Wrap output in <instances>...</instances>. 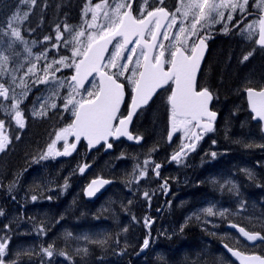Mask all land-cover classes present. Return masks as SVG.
Returning a JSON list of instances; mask_svg holds the SVG:
<instances>
[{
	"label": "flooded vegetation",
	"instance_id": "obj_1",
	"mask_svg": "<svg viewBox=\"0 0 264 264\" xmlns=\"http://www.w3.org/2000/svg\"><path fill=\"white\" fill-rule=\"evenodd\" d=\"M139 1L140 0H123V4L125 5L129 3L132 4V8L134 10L132 14L137 19L142 18L138 4ZM169 2L170 1L163 0L162 4H154L150 8H146L143 14L146 15L147 11H152L157 7H164L169 13H175L176 5L173 3L170 4ZM68 3L56 4L54 3V1H50L48 2L50 6L49 11L52 14L54 12V15H56V10L61 11L62 14H65V10L69 13V19H81V10L83 7L82 4L76 3L73 9L64 8L63 6L69 5ZM52 4L55 8H57L55 9ZM105 8L106 7H103L102 12L105 11ZM125 9H127V11L129 10L127 7H124L120 9V13H124ZM162 20H164V22L162 24V27L159 29L161 35H159L157 38V47L154 48L152 57L158 54V52L160 51L159 44L162 42L165 46V49H168V51L165 52V57L170 58L169 51L175 50L172 45L175 42L173 39L176 34L177 28L175 24L172 28H168L167 25L171 21L169 19ZM205 30L212 33V31L208 28H205ZM164 32L168 33V40L163 39ZM99 33L96 35H99ZM200 38L203 37L200 33H198L195 43L189 42L186 46L190 48L193 44H197ZM121 39L122 38L118 37L114 41L111 49L109 50V53L112 51V48H114L115 43H117ZM144 39L147 41L151 40V36L147 30L145 31ZM169 42H171V44H169ZM205 44L207 47V51L197 77L196 90L199 91L201 88H208V90L212 93L213 99L210 104V109L217 114L215 120L213 121V131L202 132L200 128L194 126V122L193 125L189 126H184L177 123L176 130L173 131L174 125L171 115V105L168 102V97L171 94L173 82L169 81L168 85L162 87L147 105L140 107L137 110L131 122L129 132L132 136L134 135L133 137H141V142H138L135 139L129 140L126 136H120L109 138L106 143H103L101 145L99 144L97 147H100L97 149H90L84 138H81L78 143H75V137L73 135H69L68 138L69 140H71L69 145H65L63 149H60L62 147L61 143L55 144L54 146V150H62L60 151L61 153H64L65 149L67 148L68 154L49 157L55 162L54 166L62 165L69 170H73L75 177H77V181L84 187L91 179L94 178L92 169L95 165L89 162L88 159L93 153L98 150H100L101 153L100 157L107 160L108 162L106 164L111 165L113 168H118L121 164L123 167L129 165L130 160L133 157L137 158V163H140L142 161V156H149V165H153L155 169V178L152 183L156 184L158 187L164 188V191L162 194H160L159 198L156 201L155 198H151L150 200L146 198L140 206H132L129 211L132 213L131 215L145 216L147 221H150V223H147L145 225V236L147 239H149L148 247L152 249L153 252H155L154 254H152V256L154 258L160 259L167 258L169 252L167 250L169 248L168 246H170L171 248H176V251L178 253L182 248L188 246H197V244H195L194 242H188L187 236L184 237L185 233L191 234L190 231L185 233L182 232L183 225L186 223V221L189 222L191 219L199 221L195 215L189 217L188 213L189 210H192L194 206L200 205V201H202L203 199H225L226 201L231 202L230 197L233 198L234 196L240 194L239 200L241 203H244L242 193H245V199L247 200L248 192L254 190L257 198V200L255 201L257 211L255 213L258 218V224L254 226L252 224V218H250L249 215H247L246 217L248 219V222H246L244 217H242V215L245 216V214L249 211L254 212L252 208L249 207V209H245L246 206H236V208L240 210V213L233 216L231 219L229 217V220H227L223 225L224 229H226L227 232L231 234L235 241L241 242V245H234L231 239L221 238L216 234L214 238H208L205 244H203L204 236L201 232L195 231L198 234L195 233L193 235V238H198L197 241H194H196L198 245L202 246V249H204L205 257L210 261V264H215V262L218 263V259L220 260L224 256L228 258L231 264H238L229 256L226 248L224 247L225 244L228 245V248L238 250L244 254L264 257V240L258 239L255 241V243H250L238 233V230L236 228H233L231 226L238 225L239 227H243L246 231H249L251 233L259 232L262 236H264V148H262V150L260 151L258 150V146L262 145L259 140H264V131L262 123L260 121H255L254 119H252L253 114L249 111L246 97L247 88H253L259 91L261 88H264V85H261L262 87H251V85H249L246 89H243V87L240 86L241 92L244 95L242 104L245 108L248 123H250L254 127L248 128L247 126H245L242 130H240L242 139L237 137L238 132L231 130V127H226L225 125L220 126V122L223 118L226 119L225 117L227 116L231 117L229 112L232 107L230 99L223 97L222 95L225 90L219 88L220 84L223 81H226L227 85L224 82L221 86L226 87V89L230 91L234 87L232 83L236 82L240 78V83L244 77L250 78L251 76V78L261 79L263 77V72H261V70H263V62L262 58H260V56H257V53L264 47L257 45L256 43V45L259 46L254 56L255 63L257 64L255 65L254 72L249 76L248 72L253 64L246 63L244 64V66L235 71H226L220 68L223 66L222 61L224 60L225 62V59L223 58L224 55L229 53V49L232 45L231 33L217 40L205 39ZM136 48L138 49V51L133 57L134 59L139 58L142 62L143 57L141 55V52L144 51V48L139 45H137ZM167 67L168 65L166 64L165 69H167ZM104 70L110 71V73L116 71V69L109 70L107 68H105ZM247 74L248 76H246ZM129 75H131L130 70L125 73V76L119 77V82L125 85V95L120 105V114L124 116H126L129 111V106L132 99V85L125 78ZM89 79L96 80L97 83L95 85L99 84L96 74H93ZM82 97L84 96H79L78 100ZM223 102L226 103V110L224 111L222 108ZM19 111L23 113V117L26 116L21 108H19ZM226 113L227 115H225ZM73 119L74 116L71 106L67 112H61V117H58L55 125H60L61 128H59V130H61L64 129L66 125L72 124ZM50 130L47 129L43 133L44 140L40 148L41 150L45 151L46 149H48V145L51 144L54 139V137L51 136ZM170 132L172 133L171 139H169ZM193 133L201 136L200 140L195 141V149L192 151H188L187 149H185V154H183L179 158V161L173 160V155H175L176 152L180 151L182 145L193 142L194 137L192 139H189V137H192ZM213 140L219 143H225L224 155L218 154V156L215 155L213 157L212 153L214 152H210L207 149L202 148L208 145ZM236 141L240 143L239 148H237L235 145ZM144 142H148V145L150 147L149 151L145 153H143L141 150ZM109 143L112 145L111 148H108L107 146ZM72 144H75L76 147L72 148ZM171 149H174L173 152H170ZM253 153L255 154L254 157L256 158V161H251L248 158L249 155ZM139 154H141L142 156H138ZM202 155H204V158L208 157V159L206 160V162L202 161L199 164L197 157H201ZM117 157H120L121 159H116ZM113 160L114 162L112 163ZM245 162L249 163V166L252 167L254 173L251 175V177H247L246 174L240 172V176L242 179L238 181L240 185L239 192L228 193L226 192V186H223L220 183H215V178L222 177L225 170L234 168L237 166V164H244ZM45 163L50 162H48L47 159H43L41 161V164ZM85 163L87 165L83 172L85 174L80 175L78 172L80 171L81 167L85 166ZM157 164L160 165L159 169H156L155 167V165ZM171 170H175V172L172 173ZM167 172H170L171 174L166 175ZM68 178L72 181L71 175L68 176ZM148 181H150L149 178ZM118 187L120 188L121 186ZM203 187L207 190V192L203 189ZM201 190L202 193H200ZM69 213L70 211L68 212V214ZM167 214H170V216L166 217ZM162 216L163 224L170 231L178 230V232L171 238L165 239L164 237H161V242H153L151 239L152 233L155 232L157 221L158 219H162ZM201 216L202 215H199L197 217L200 218ZM129 228L134 233V231H136L139 227L135 225H129ZM218 232H221V230H219ZM178 238L182 243L178 240ZM162 241L165 242V245L162 243ZM135 242L137 241H134L133 243ZM140 243L141 246L139 249L143 248V241H141ZM174 244H177V247ZM147 248L145 249L147 250ZM145 253L146 251L143 252L141 257L145 256ZM184 259L185 257L181 258V264H189L187 263L188 261L184 262Z\"/></svg>",
	"mask_w": 264,
	"mask_h": 264
},
{
	"label": "snow or ice",
	"instance_id": "obj_2",
	"mask_svg": "<svg viewBox=\"0 0 264 264\" xmlns=\"http://www.w3.org/2000/svg\"><path fill=\"white\" fill-rule=\"evenodd\" d=\"M34 3V0H33ZM159 3H163V0H159ZM249 4V0H180V7L176 8V12H180L183 9L182 15L185 19L191 17L190 27H185L181 23L178 32L175 34V42L172 47L174 51H169V57H165L164 44H159L160 51L157 55L152 57L150 52L153 48L157 47L156 41L160 34L159 29L162 27V19H170V23L167 25L168 28H172L176 22L177 17L175 13H169L164 7L154 8L152 11H147L144 15V11L148 6V0H145V5L140 9L142 18L137 19L132 15V4H117L116 8L113 9L115 15L111 18L108 17V13L105 12L104 16L108 19V25L103 27V30L96 35L94 33L88 34V41L83 48H74L72 51L73 57H80V59L72 60L71 64H65L67 57H62L59 61L54 63L63 65L64 67H75L76 74L71 77V81L75 84L71 85L73 92L79 91L81 88H85V81L88 80L93 73L99 75L100 80L98 85H94V90L88 91L87 95L77 100L75 96L69 94L64 108L67 110L68 106H72V113L75 119L73 123L68 127L61 129L56 134V140H53L48 145V150L40 157L41 159H47L49 156H59L61 154L67 155V148L64 153L54 150L56 141L65 140L69 135H75L78 141L81 136L88 139L89 145L92 143H99L101 140H107L109 136H127L129 140L135 139L139 141L141 137H133L128 131V125L132 120V117L136 110L142 105H146L152 98L153 94L168 85L169 81L174 83V87L171 88V94L168 97V102L171 105V115L173 119V131L176 130V124L189 126L193 125L201 129L202 132L213 131V121L216 118V112L209 109V102L213 99L212 93L208 88H201L199 91L196 90V72L199 69L200 61L203 57L205 45V38H200L199 44H193L188 48L187 40L191 36L197 34V26H203L204 23L209 22H220L225 17V9H229L227 20L233 19L232 13L239 10L245 12ZM107 6V0L104 3L96 4L95 8L100 9ZM257 8H264V0H256ZM127 7L129 11L120 13V9ZM28 13H24V19H26ZM97 15L93 10L92 19L96 20ZM21 17L18 13H14L8 22V28L11 36L16 39H21V32L13 27V23L19 22ZM239 23V22H237ZM151 26V27H150ZM89 28L96 27V25L89 24ZM259 30V37L256 43L264 47V15H261L258 21H254L252 24L246 26L249 37L254 35L256 28ZM70 31V29H65ZM151 36V41L144 39L145 31ZM227 31V28H225ZM85 33L79 32L73 37V40L77 43L79 37L84 36ZM117 37L122 38L114 45V51H112L107 58V63H102L105 60L104 53L108 51V45L112 44L113 40ZM132 37L137 39L132 40ZM62 34L60 33L59 26H57L56 40L60 41ZM50 37H45V40H49ZM163 39L168 40L169 36L167 32L163 33ZM67 43V41H66ZM131 45V47H129ZM142 46V48L148 49V51H142L143 63L137 58L135 60V67L129 69V65L133 62V56L136 54V46ZM56 45H54L55 47ZM125 50L128 54L125 56ZM30 51V50H29ZM252 53L249 52L243 56V60H248ZM121 58L126 60L125 63L121 64L119 61ZM4 62L8 60L7 56L0 57ZM168 65L165 69V65ZM35 65L28 68L25 75L33 73ZM52 65H47V68H51ZM107 68L109 70L116 69L115 72L104 71ZM56 68L55 71H59ZM131 71V75L126 76L127 81L132 85V99L129 106V111L126 116L120 114V105L125 95V85L119 82V77L125 76V73ZM47 71V69H45ZM54 75V73H53ZM15 79V78H13ZM48 76L45 75L43 82H46ZM42 82V81H37ZM23 85V81H21ZM247 96L251 111L254 113L252 119L264 121V88L259 91L253 88H247ZM27 92L21 93V97L26 96ZM0 97L5 99L9 98V89L5 87L3 83H0ZM15 101L11 110L14 112V116L11 117L15 121L19 128L25 126L23 113L18 110L22 100H16L15 96L12 97ZM43 107V106H42ZM56 107L55 104L52 105ZM34 115H44L43 112H34ZM5 121L0 120V152H3L10 143L9 138L5 135ZM172 133H169V139H171ZM194 140L192 143L182 145L180 151L173 155L172 159L179 161V158L185 154V149L192 151L196 147L195 141L201 139V136L193 133L189 139ZM215 143V141H213ZM108 148L112 145L109 143ZM72 148L76 145L72 144ZM216 153H212L214 157ZM148 161H145L147 164ZM84 167L80 168L81 172H84ZM156 169H159L160 165H155ZM158 174V173H157ZM146 172L141 171L140 176L143 177ZM251 177V173H249ZM109 181L104 180H93L87 189V195L93 196L95 192L99 190L104 184ZM145 198H149V193H144ZM33 201L37 200V196H32ZM209 215H214L213 208L209 207L204 209ZM2 215V213H0ZM220 215H224L223 212ZM146 223H150L147 221ZM233 228L238 230V233L246 238L248 241H256L258 239L264 240L259 232L251 233L246 231L243 227L238 225H231ZM7 228V226H5ZM43 231V228H41ZM0 264H6L5 256L8 246V239L0 237ZM149 245V239L143 241V248H147ZM229 252H232L234 256L241 257L244 264H264V257L260 256H243L242 253L234 251L228 248V245H224ZM52 246L42 249V251L48 256H53ZM62 255H66L61 253Z\"/></svg>",
	"mask_w": 264,
	"mask_h": 264
},
{
	"label": "rangeland",
	"instance_id": "obj_3",
	"mask_svg": "<svg viewBox=\"0 0 264 264\" xmlns=\"http://www.w3.org/2000/svg\"><path fill=\"white\" fill-rule=\"evenodd\" d=\"M77 1V0H75ZM170 1V4H175L176 8L180 7V0H166ZM38 0H21L18 4V6L15 8L11 16L6 22V25L3 27L2 35L0 37V57L7 56L8 60L4 62L2 59H0V83H3L5 87L9 89V98L5 99L4 97H0V116L5 117H12L14 116V112L11 110L12 104L15 102L12 97L15 96L16 100H22V102L19 105V108L24 110L25 112H28L30 115H32L34 118H41L45 115L50 114V112L53 114V118L56 120L58 117H61V112L56 107L53 108L52 105L56 103L52 102L50 99V96L48 94V88L53 85V83H57L61 80L63 77L64 84L69 82V85L66 86V89L69 90V94H72L75 96V98L78 100L79 96H86L88 91L94 90V85L97 83L96 80H90L88 79L85 83V88L79 89L78 93L73 92L71 85H74L75 82L71 81V77L75 74L76 70L75 67H64L63 65L54 63V61H59L62 57H67L68 59L65 60V64H71L72 60L75 59L78 60L80 57H73L72 51L74 48H83L84 44L88 41V34L94 33L98 34L103 26L105 27L108 25V19L105 18L104 13H108V17L111 18L115 15L113 12V9L116 8L117 4H123V0H107V6L105 8V11L102 12L103 8L96 9L95 5L104 3V0H80V3L82 4V10H81V19H69V13L64 10L65 14H62L61 11H55V14L57 15V24L49 26V31H46L44 33H36L35 30L37 27H35L37 24H33L34 21H37V23L41 22V16L36 14L33 17H30L31 13L34 12L35 6L38 4ZM50 1L48 0H42V3L39 5V8L41 6H44L46 3ZM58 4H66L64 1H59ZM139 9L144 7L145 0H140L138 2ZM154 4H159V0H148V6L146 8H150ZM134 7V4H133ZM166 9V8H165ZM264 8H257L256 6V0H249V4L246 8L245 12H240L237 10L236 12L232 13L233 19L231 21L227 20L229 9H225V17L224 19L220 20V22H209L204 23L203 26L198 25L197 26V34L200 33L201 36L205 39H213L217 40L221 37L226 36L227 34L231 33L232 37V45L229 49V53L224 55L223 66L220 67L222 70H231L235 71L244 64L249 63L253 64V66L250 68L248 74H252L255 69V54L258 50L259 46L256 45V38H257V31L258 27L255 30L254 35L249 37L248 31L246 30V26L249 24H252L254 21H258V15ZM93 10L96 12L97 18L96 20L92 19ZM127 9H125L124 12H126ZM133 13V8L131 9ZM183 9L181 8L180 12H176L175 10V16L176 19V33L179 30V27L181 23L185 27H190L191 23V17H188L185 19L182 15ZM14 13H18L21 17V20L19 22L13 23V27L17 28L21 32V39H16L15 37L11 36L10 30L8 28V22L10 21L12 15ZM24 13H28V16L26 19H24ZM40 18V19H35ZM167 20V19H166ZM170 20V19H169ZM239 22V23H237ZM93 24L96 25V27L89 28L88 25ZM57 26H59L60 33L62 34V38L60 41L56 40L57 36ZM70 29V31H66L65 29ZM205 28H208L212 31V33L207 32ZM225 28H227V31H225ZM84 32L85 35L79 37V41L81 43H77L73 40V37L76 36L79 32ZM191 36L187 40V44L189 42L195 43L196 36ZM45 37H50L49 40H45ZM136 37H133L132 40H135ZM122 40V39H121ZM175 41V36L174 39ZM172 40V41H173ZM67 41V43H66ZM171 41V42H172ZM169 42V44H171ZM54 45H56L54 47ZM113 45V44H112ZM112 47V46H111ZM130 47V46H129ZM111 49V48H110ZM30 50V51H29ZM115 49L112 48V51ZM111 51V52H112ZM138 49L136 48V52ZM110 52V53H111ZM249 52L252 53L251 56H249L248 60L244 61L243 56L247 55ZM109 53V52H108ZM105 57V60L102 63H107V58ZM231 53V55H230ZM128 54L127 50H125V56ZM257 56H260L262 58L263 62V77L261 79L259 78H248L244 77L243 80L240 83V80H237L236 82L232 83L233 88L229 91L225 89L223 93V97H226L230 99L231 101V107L229 114L231 117L227 116L226 119H222L220 122L221 125H225L226 127H231V130L238 132V138H241L240 130H242L245 126L248 128H254L250 123H248L247 116L245 113V108L242 104V100L244 98L243 93L241 92L240 86L243 87V89H246L247 86L251 85L253 86H261L264 85V48L257 53ZM52 60V67L47 68V65H49V60ZM135 60L133 57V62L129 65V69L135 67ZM121 64L125 63L126 60L124 58H121L119 61ZM142 63V62H141ZM32 65H35V69L33 73H29L28 75H25L28 68H30ZM56 68H59V72L55 71ZM47 69V71H45ZM54 73V75H53ZM248 74L246 76H248ZM45 75L48 76V79L46 82H43ZM15 78V79H13ZM23 81V85L21 83ZM42 81V82H37ZM224 83V81L220 84V86ZM262 87V86H261ZM221 89V87L219 88ZM27 92L26 96L21 97V93ZM239 100V101H238ZM241 100V101H240ZM43 106V107H42ZM18 108V110H19ZM223 111L226 110V103H222ZM34 112H43L44 115H34ZM227 115V113L225 114ZM14 121V120H13ZM70 124L66 125L64 128L68 127ZM59 128H61L60 125H55V122L52 125V128L50 130L51 136L54 137L53 140H56V134L60 132ZM144 135V134H143ZM236 136V135H235ZM88 140V139H87ZM70 141L68 136L66 141L61 139L56 141V144L61 143L62 147L60 149H63L65 145H69ZM215 141V140H213ZM211 141L208 145L202 147L207 149L210 152L216 153V156L218 154L224 155L225 154V143L216 142L213 143ZM262 145L258 146V150H262L264 148V140H259ZM155 143V142H154ZM88 146H94L95 142L89 145V142L87 143ZM223 145V146H219ZM236 147H240V143L236 141L235 143ZM100 147V146H99ZM99 147L93 148L97 149ZM150 147L148 145V142H144L141 150L143 153L149 151ZM46 149L43 154L47 151ZM174 149H171L170 152H173ZM62 151V150H60ZM59 151V152H60ZM100 150L93 153L88 161L91 162L94 166L92 169L94 178L95 177H102L111 179L112 177L116 179L114 185L118 184L122 186L125 191L128 193V200L125 202L123 200H119L118 202V211H120L123 214H127L129 212V209L132 208V206H140L142 202L146 199L144 196L145 192L149 193V197L155 198V201L159 198L160 194L163 193L164 188L158 187L156 184L152 183V181L155 178V169L153 165H149L150 157L146 156L143 157L141 154L138 156H142V161L140 163H137V158L133 157L130 160L129 165L123 167L122 164L118 168H113L111 165L106 164L108 161L100 157ZM254 153L249 155V159L251 161H256V158L254 157ZM116 159H121L120 157H117ZM199 164L203 161L206 162L208 157L204 158V155L201 157H197ZM43 159L40 158V164ZM115 160V159H114ZM112 161V163L114 162ZM48 162H53V160L50 159V157L47 158ZM145 161H148L147 164H145ZM98 164V165H96ZM237 164L236 167L225 170L222 177H216L215 183H220L223 186H226V192L233 193V192H239V182L242 178L240 176V172L243 174H246L247 177L249 176V173L251 175L254 173L252 170V167L249 166L248 162H245L244 164ZM86 165V163H85ZM144 171L146 172V175L141 177L140 172ZM171 172H175V170H171ZM232 172V173H231ZM80 175H84L85 173L79 171ZM170 172H167L166 175H170ZM148 178L150 181H148ZM258 181V180H257ZM249 182V181H248ZM76 183V182H75ZM78 185V184H75ZM113 186V185H112ZM121 188V187H120ZM244 203H241L239 200L240 194L234 196L233 198L230 197L231 202L226 201L225 199H203L200 201V205H196L192 208V210H189L188 216L195 215L196 218L204 224L206 228L211 229L216 235H218L221 238H227L231 239L233 241L234 245H241V242L235 241L234 238L231 236L229 232H227L226 229H224L223 225L224 223L240 213V210L236 208V206H246L245 209L252 208L254 212L249 211L245 214L244 217L245 221L248 222V219L246 218L247 215L252 218V224L255 226L258 224V218L256 216V205L255 201L257 200L255 191L251 190L248 192L247 200L245 199V193H242ZM149 199V198H148ZM149 199V200H150ZM75 203V197L70 196L68 198V204L69 206H72ZM209 207L213 208L214 215L207 214L204 209H207ZM223 212L224 215H220V213ZM202 215L200 218L197 216ZM145 221L142 225V228H144V225H146V217L144 216ZM255 219V220H254ZM221 230V232H218ZM178 230H172L170 231L164 224H163V216L162 219H158L157 224L155 226V232L152 233V241L153 242H161L160 238H171L176 235ZM122 236L121 239L125 240L127 238V231H125V228L121 231ZM146 236L144 235L142 237V240L144 241ZM138 240V237L136 241ZM162 243H165L162 241ZM245 248V247H244ZM246 249V248H245ZM138 252L140 254V257L142 256L143 252H145V248L139 249ZM186 250H179V256H184L186 254ZM163 253V251H162ZM161 255V254H159ZM218 259V258H217ZM140 262H146L143 260H139ZM217 264H231V262L228 260L226 256H224L222 259H218Z\"/></svg>",
	"mask_w": 264,
	"mask_h": 264
},
{
	"label": "trees",
	"instance_id": "obj_4",
	"mask_svg": "<svg viewBox=\"0 0 264 264\" xmlns=\"http://www.w3.org/2000/svg\"><path fill=\"white\" fill-rule=\"evenodd\" d=\"M20 1L0 0V37ZM48 1L56 4L59 1L69 2V5L63 6L67 9H73L76 3H80V0ZM37 3L30 17L41 16V22L34 21L33 24H37L36 33H44L49 31L48 26L56 25L58 18L54 12L50 13L48 3L40 8L42 0ZM52 60H49L51 65ZM67 85L69 82L64 84L62 77L47 89L51 101L61 112H67L71 107L64 108L69 96ZM24 113L23 128H19L10 117L0 116V120L5 121L4 131L10 141L0 152V237L8 239L6 264H181L182 257L189 264H210L204 249L196 242L198 238H193V235L195 231L201 232L205 244L208 238H214L215 233L195 219L183 225L182 233L191 232L185 233L184 237L187 236L188 242L197 244L181 249L187 250L186 256H179L176 248L169 247L171 253L168 252L166 259L154 258L152 254L155 252L148 247L145 256L140 257L138 252L145 235V225L142 228L145 218L131 215L130 211L127 214L118 211L119 200L126 202L129 198L127 192L120 191L125 189L116 184L106 189L97 200H86L83 189L88 183L84 187L79 184L73 170L62 165L54 166L53 162L40 164L44 151L40 149L43 133L57 122L53 114L50 112L41 118H34L28 112ZM70 175L72 181L68 178ZM111 179L115 183L116 179ZM71 195L75 197V203L70 207L68 198ZM32 196H37V200L33 201ZM129 225L139 228L133 233ZM123 228L128 235L125 240L121 239ZM137 237V242L133 243ZM49 245L54 253L51 257L42 251Z\"/></svg>",
	"mask_w": 264,
	"mask_h": 264
},
{
	"label": "water",
	"instance_id": "obj_5",
	"mask_svg": "<svg viewBox=\"0 0 264 264\" xmlns=\"http://www.w3.org/2000/svg\"><path fill=\"white\" fill-rule=\"evenodd\" d=\"M129 11V10H128ZM133 15V14H132ZM261 15H264V10H263V12L262 13H260L259 14V18H260V16ZM163 22H164V20H161V24H163ZM258 37H259V30H258V35H257V39H258ZM118 38V37H117ZM116 38V39H117ZM133 38V37H132ZM116 39H114L113 40V42H112V44L114 43V41L116 40ZM151 41V40H150ZM157 42V41H156ZM199 42H200V40L197 42V44H199ZM112 44H109L108 45V51L107 52H105L104 53V56L106 57L107 56V54H108V52H109V50H110V48H111V46H112ZM206 45V44H205ZM258 45V44H257ZM144 51H148V49H146V48H144ZM206 51H207V47H205V49H204V53H203V57H202V59H201V61H200V66H199V69L197 70V72H196V81H195V83L197 82V77H198V74H199V71H200V69H201V66H202V64H203V60H204V57H205V54H206ZM153 52H154V48L151 50V52H150V55L152 56L153 55ZM103 62V61H102ZM143 63V62H142ZM105 71V70H104ZM75 74H76V72H75ZM74 74V75H75ZM93 74H96V73H93ZM97 75V77H98V81L100 80V77H99V75L98 74H96ZM91 77V76H90ZM89 77V78H90ZM88 78V79H89ZM87 81H85V83H86ZM173 87H174V83H173ZM82 89V88H81ZM161 89V88H160ZM160 89H157V91L153 94V96H152V98L155 96V94L160 90ZM246 93H247V91H246ZM247 97V103H248V108H249V111L254 115V113L251 111V108H250V106H249V102H248V96H246ZM151 98V99H152ZM150 99V100H151ZM149 100V101H150ZM149 101H148V103H149ZM212 101V100H211ZM211 101L209 102V109H210V104H211ZM147 103V104H148ZM146 104V105H147ZM170 104V103H169ZM143 106H145V105H142L141 107H143ZM139 109V108H138ZM137 109V110H138ZM137 110H136V112H137ZM211 110V109H210ZM212 111V110H211ZM136 112L134 113V115H133V117H132V120H133V118H134V116H135V114H136ZM74 119H75V117H74ZM73 119V120H74ZM132 120H131V122H132ZM256 121V120H255ZM257 121H260V120H257ZM131 122L129 123V125H128V131H129V127H130V125H131ZM261 123H262V127H263V131H264V121H260ZM73 123V122H72ZM73 136L75 137V135L73 134ZM120 136H123V135H120ZM111 137H115V136H109L107 139H109V138H111ZM127 137V136H126ZM81 138H84L85 140H86V142L88 143V140H87V138H85L84 136H81L80 137V139ZM80 139L77 141L76 140V138H75V143H78L79 141H80ZM102 141H104V140H101L99 143H95L94 144V146H89V148L90 149H92V148H96ZM141 141V139L138 141V142H140ZM93 180H104V181H109V183H106V184H104L102 187H100L99 188V190L97 191V192H95V194L93 195V196H88L87 195V189H88V187H89V185L91 184V182L93 181ZM114 182V180L113 179H107V178H102V177H96V178H93V179H91L89 182H88V184L84 187V189H83V194H84V197H85V199L86 200H88V201H95V200H97L105 191H106V189H108L111 185H112V183ZM246 239V238H245ZM247 240V239H246ZM248 241V240H247ZM248 242H250V243H255V241H248ZM234 251H238V250H235V249H233ZM226 251L228 252V254H229V256L233 259V260H235L238 264H244V262H243V260L241 259V257H237V256H234L233 254H232V252H229L228 251V249L226 248ZM238 252H240V251H238ZM240 253H242V252H240ZM243 254V256H253V255H247V254H244V253H242ZM255 256H258V255H255Z\"/></svg>",
	"mask_w": 264,
	"mask_h": 264
},
{
	"label": "bare ground",
	"instance_id": "obj_6",
	"mask_svg": "<svg viewBox=\"0 0 264 264\" xmlns=\"http://www.w3.org/2000/svg\"><path fill=\"white\" fill-rule=\"evenodd\" d=\"M142 62H143V60H142ZM107 141H108V139H107L106 141H105V140L102 141V142L100 143V145L103 144V143H106ZM173 162H174V161H173ZM231 173H232V172H231ZM197 232H198V231H197ZM197 232H195V233H197ZM197 234H198V233H197ZM200 236H202V235H200ZM165 239H166V238H165ZM204 239H205V238H204ZM173 240H174V239H173ZM173 240H172V241H173ZM178 240L180 241L179 238H178ZM178 240H177V243H178ZM169 242H170V241H169ZM180 242H181V241H180ZM200 242H201V241H200ZM171 243H172V242H171ZM171 243H169V244H171ZM181 243H182V242H181ZM163 244H164V243H163ZM166 244H167V242H166ZM179 244H180V243H179ZM201 244H202V243H201ZM130 245H131V244H130ZM164 245H165V244H164ZM174 245H176V247H177V244H174ZM179 246H180V245H179ZM168 247H170V246H168ZM172 247H173V246H172ZM173 248H174V247H173ZM173 248H172V249H173ZM179 249H180V248H179ZM167 250H168V249H167ZM176 250H177V249H176ZM185 250H186V249H185ZM168 251H169V250H168ZM186 251H187V250H186ZM186 251H185V252H186ZM169 253H171V252L169 251ZM173 253H174V252H173ZM176 253H177V251H176ZM187 253H188V252H187ZM209 253H210V252H209ZM172 256H173V255H172ZM185 256H186V255H185ZM164 258H165V257H164ZM170 258H171V256H170ZM172 258H173V257H172ZM176 258H177V257H176ZM182 258H183V257H182ZM174 259H175V258H174ZM187 259H188V258H187ZM182 260H183V259H182ZM184 260L186 261V259H184ZM169 261H170V260H169ZM169 261H168V262H169ZM136 262H137V261H136ZM161 263H162V262H161ZM162 264H163V263H162ZM164 264H165V263H164Z\"/></svg>",
	"mask_w": 264,
	"mask_h": 264
}]
</instances>
